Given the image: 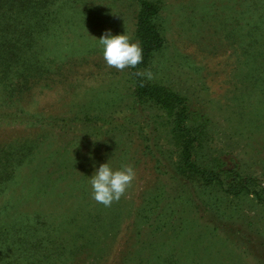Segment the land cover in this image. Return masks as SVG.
Masks as SVG:
<instances>
[{"label":"rangeland","instance_id":"rangeland-1","mask_svg":"<svg viewBox=\"0 0 264 264\" xmlns=\"http://www.w3.org/2000/svg\"><path fill=\"white\" fill-rule=\"evenodd\" d=\"M147 1L143 79L183 97L190 160L219 180L181 165L175 107L137 105L102 57L105 31L137 41V0H36L38 27L0 36V264H264V0ZM102 163L136 172L110 207Z\"/></svg>","mask_w":264,"mask_h":264},{"label":"trees","instance_id":"trees-1","mask_svg":"<svg viewBox=\"0 0 264 264\" xmlns=\"http://www.w3.org/2000/svg\"><path fill=\"white\" fill-rule=\"evenodd\" d=\"M138 11L135 18L134 36L139 41L143 49V61L135 68L129 69V74L133 80V87L131 95L137 105L151 101L156 105L164 106L171 109L175 107V112L172 117V131L178 136L180 143V159L181 165L189 170L199 174L204 178L206 183L219 180L218 177H207L203 170L198 169L195 164L190 160L192 145L196 141L195 130L186 124L187 108L183 103V97L163 86L149 83L134 75L135 72L140 71L144 67L153 51L159 49L163 43V38L158 30L157 23L155 22L157 14V5L147 0H137ZM47 12L40 11V4L36 0H0V36H4L6 32H15V36L25 33H31L32 29L37 28L38 23ZM30 17L32 22L29 27L26 25L27 18ZM33 29V30H34ZM9 36L8 39L13 37ZM7 39V38H6ZM9 43H0V62L7 60L3 56V48L8 47ZM219 182V181H217ZM220 183V182H219ZM246 189V184L242 183L237 191ZM257 197H259L256 194ZM264 199V195L262 196ZM5 239L0 238V241ZM0 246H3L0 244Z\"/></svg>","mask_w":264,"mask_h":264},{"label":"clouds","instance_id":"clouds-1","mask_svg":"<svg viewBox=\"0 0 264 264\" xmlns=\"http://www.w3.org/2000/svg\"><path fill=\"white\" fill-rule=\"evenodd\" d=\"M98 44L102 49V57L110 68L123 71L125 68H135L143 61V49L139 41H132L128 34L112 35L108 30L100 36ZM134 75L148 80L154 78L150 69L137 71ZM135 179L136 172L130 164L113 169L108 163H102L89 179L91 197L97 203L110 207L125 195Z\"/></svg>","mask_w":264,"mask_h":264}]
</instances>
